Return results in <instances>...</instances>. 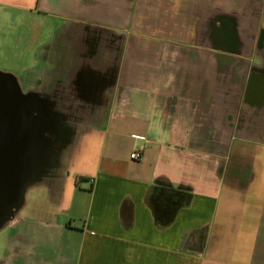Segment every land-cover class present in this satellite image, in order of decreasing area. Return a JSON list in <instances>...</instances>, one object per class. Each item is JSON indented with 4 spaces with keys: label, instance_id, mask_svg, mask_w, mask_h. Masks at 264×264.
Wrapping results in <instances>:
<instances>
[{
    "label": "crops",
    "instance_id": "obj_1",
    "mask_svg": "<svg viewBox=\"0 0 264 264\" xmlns=\"http://www.w3.org/2000/svg\"><path fill=\"white\" fill-rule=\"evenodd\" d=\"M0 59L59 115L0 264H264V0H0Z\"/></svg>",
    "mask_w": 264,
    "mask_h": 264
},
{
    "label": "water",
    "instance_id": "obj_2",
    "mask_svg": "<svg viewBox=\"0 0 264 264\" xmlns=\"http://www.w3.org/2000/svg\"><path fill=\"white\" fill-rule=\"evenodd\" d=\"M58 116L37 92H23L14 75L0 72V227L38 177Z\"/></svg>",
    "mask_w": 264,
    "mask_h": 264
},
{
    "label": "trees",
    "instance_id": "obj_3",
    "mask_svg": "<svg viewBox=\"0 0 264 264\" xmlns=\"http://www.w3.org/2000/svg\"><path fill=\"white\" fill-rule=\"evenodd\" d=\"M82 177H77L76 182ZM190 201V194L171 187L153 185L146 197V202L150 207L155 224L158 227L169 225L178 209L187 205Z\"/></svg>",
    "mask_w": 264,
    "mask_h": 264
},
{
    "label": "rangeland",
    "instance_id": "obj_4",
    "mask_svg": "<svg viewBox=\"0 0 264 264\" xmlns=\"http://www.w3.org/2000/svg\"><path fill=\"white\" fill-rule=\"evenodd\" d=\"M52 42H53V40L46 41L43 44V48H48L49 46L52 45ZM20 63H21V61H20ZM0 72L14 75L16 77V80H17L19 86H20V89L23 92L40 91L41 83L26 80V76H25V74H23V71H22V65L21 64L19 65V62H17V61L15 64H9V63H7V61L0 59ZM42 92H44V91H41V93ZM33 199H36V201L38 203L43 202L44 201V193L42 192V190L33 189L30 192H28L27 200L32 201ZM1 233H3V232L1 231L0 235H1ZM0 249H1V247H0Z\"/></svg>",
    "mask_w": 264,
    "mask_h": 264
},
{
    "label": "built area",
    "instance_id": "obj_5",
    "mask_svg": "<svg viewBox=\"0 0 264 264\" xmlns=\"http://www.w3.org/2000/svg\"><path fill=\"white\" fill-rule=\"evenodd\" d=\"M141 155L142 153L139 150H134L130 153V158L137 160L141 158Z\"/></svg>",
    "mask_w": 264,
    "mask_h": 264
}]
</instances>
